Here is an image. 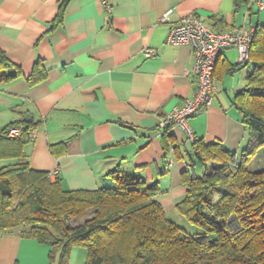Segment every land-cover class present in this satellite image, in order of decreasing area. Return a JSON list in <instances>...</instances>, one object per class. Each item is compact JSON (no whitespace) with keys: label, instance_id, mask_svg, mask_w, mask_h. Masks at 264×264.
I'll list each match as a JSON object with an SVG mask.
<instances>
[{"label":"crops","instance_id":"obj_1","mask_svg":"<svg viewBox=\"0 0 264 264\" xmlns=\"http://www.w3.org/2000/svg\"><path fill=\"white\" fill-rule=\"evenodd\" d=\"M60 4L0 0V51L20 72L0 82V130L31 121L33 138L23 147L27 165L34 171L56 170L64 190L112 186L110 173L116 171L157 183L154 199L167 217L185 196L180 175L189 162L181 149L191 144L184 129L172 127L180 158L173 148L164 157L156 129L194 96L195 82L191 47L166 45L168 25L160 17L171 11L168 23L197 17L215 31L253 29L264 26V9L255 0H107L106 11L102 0H69L60 15ZM145 49L155 55L145 57ZM38 63L44 76L30 84ZM237 63L234 47L221 51L216 98L188 126L196 140L219 142L239 160L252 136L233 99L252 69L247 65L227 73ZM8 70L0 64V72ZM13 163L0 159V168ZM50 251L19 230L0 232V264H57Z\"/></svg>","mask_w":264,"mask_h":264},{"label":"trees","instance_id":"obj_2","mask_svg":"<svg viewBox=\"0 0 264 264\" xmlns=\"http://www.w3.org/2000/svg\"><path fill=\"white\" fill-rule=\"evenodd\" d=\"M68 1L61 0L60 15ZM0 64L11 68L0 72V82L20 75L1 51ZM247 65L252 70L233 104L252 136L249 151L238 162L221 143L196 138L190 152L185 150L189 165L180 179L186 192L175 208L200 229L197 236L166 217L154 199L157 183L132 172L110 173L112 186L67 191L57 176L51 180L49 173L31 170L23 147L35 125L27 119L0 130V159L16 160L0 168V232L19 230L22 237L50 247V259L57 256V264H68L76 246L86 252L84 264H264V170L247 167L256 149L264 146V26L253 28L248 61L232 65L227 73ZM43 76L38 63L28 82L35 84ZM14 126L19 136L8 137ZM172 127L156 130L164 157L173 148L180 158ZM195 163L203 169L199 176L191 172ZM87 211L92 212L90 219L68 224L83 219Z\"/></svg>","mask_w":264,"mask_h":264},{"label":"built area","instance_id":"obj_3","mask_svg":"<svg viewBox=\"0 0 264 264\" xmlns=\"http://www.w3.org/2000/svg\"><path fill=\"white\" fill-rule=\"evenodd\" d=\"M106 11H110L107 0H102ZM259 10L264 9V0H255ZM171 11L160 17V22L167 23L168 30L165 44L170 46L187 45L194 54L192 74L195 82V94L185 100L179 107H175L159 122L158 127L167 125L180 127L185 130L190 144L195 137L188 126V121L200 108H208L212 105L218 93L217 85L213 79V71L218 55L226 48L233 46L237 51L238 63L248 61V49L250 46L253 29L234 27L226 31H215L206 27L197 17H185L176 23H168ZM145 57L155 55L154 50L145 49ZM20 130L11 127L7 135L14 138L19 136ZM33 138V132L29 135ZM57 171L49 173L51 180L55 179Z\"/></svg>","mask_w":264,"mask_h":264},{"label":"rangeland","instance_id":"obj_4","mask_svg":"<svg viewBox=\"0 0 264 264\" xmlns=\"http://www.w3.org/2000/svg\"><path fill=\"white\" fill-rule=\"evenodd\" d=\"M187 151H189L190 149V146H187L186 147ZM258 152H256L253 156H251V159L249 160L248 162V165L247 167L250 169V170H262L264 167V147H261L257 150ZM181 152H183L186 157V152L184 151V149H181ZM187 159V157H186ZM239 162V160H237ZM192 173L196 176H199L203 169L202 167L195 163V165L192 166V169H191ZM213 193L216 195L217 194V190L215 189L213 191ZM92 217V212L91 211H87L84 215V218L79 220V221H74V220H69L68 224L71 225V226H74V225H77V224H81L83 223L85 220H88ZM167 218L169 220H172L177 226H179L180 228H182L187 234H190L191 236H197V234L200 233V229L195 226V225H192L190 222H188L185 218H183L179 213H177V210L174 211V210H171V214L168 213L167 214ZM118 243L115 244V246L117 245ZM84 255H86V252L85 250L80 247V246H76L74 247L71 252H70V255H69V262L68 264H82V260L84 259Z\"/></svg>","mask_w":264,"mask_h":264}]
</instances>
